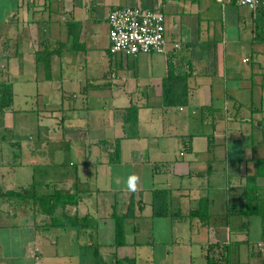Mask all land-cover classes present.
Returning a JSON list of instances; mask_svg holds the SVG:
<instances>
[{"label":"crops","instance_id":"crops-1","mask_svg":"<svg viewBox=\"0 0 264 264\" xmlns=\"http://www.w3.org/2000/svg\"><path fill=\"white\" fill-rule=\"evenodd\" d=\"M133 6L163 12L165 53H110L109 15ZM171 65L190 74L186 105L165 106ZM0 83L13 94L11 109L0 113V132L17 124L31 129L15 138L28 148L11 143L14 162L0 159V203H11L1 196L16 191L5 185L9 178L18 189L35 185L38 195H78L65 212L91 221L88 240L72 227L53 228L50 236L51 228H42L46 216L37 222L22 206L13 243L0 244V252L7 249L2 262L49 264L72 242L79 251L115 249L110 264L115 256L137 264H264V7L232 0H0ZM129 108L138 111L135 123L127 122ZM51 142L63 151H50ZM67 156L72 171L39 194L36 171L67 168ZM158 191L168 195V216L153 215ZM203 203L207 215L191 217ZM131 204L126 245L117 248L113 213L124 216ZM7 210L0 207V217Z\"/></svg>","mask_w":264,"mask_h":264},{"label":"trees","instance_id":"trees-1","mask_svg":"<svg viewBox=\"0 0 264 264\" xmlns=\"http://www.w3.org/2000/svg\"><path fill=\"white\" fill-rule=\"evenodd\" d=\"M190 74L179 73L173 65L170 66L169 75L164 84V103L166 107L182 106L188 103V86L187 80ZM13 104L12 87L9 84L0 83V113L11 109ZM137 109H127V122L135 123L137 121ZM117 157H119V148L117 150ZM8 202L14 200L29 201L34 200L35 216L38 218L41 215L46 216L42 228H67L72 227L84 234V231L89 228L90 220L88 217L77 218L68 216L65 209L69 205L78 204V195H63L61 193H54L49 195H38L36 186H31L30 189H20L16 191H9L2 196ZM153 215L155 217H165L169 215L168 195L164 191L154 193V201L152 204ZM207 204H202L199 211H193L191 217L198 214L202 216L207 215ZM132 204L129 212L124 216H118L116 212L113 217L116 222V247L121 248L126 245L125 222L127 219L133 218ZM40 218V217H39ZM38 226V225H37ZM39 227V226H38ZM83 239V238H82ZM90 264H110L102 257L99 247H96L94 260ZM111 264H137L135 259L126 257L120 259L115 256V262Z\"/></svg>","mask_w":264,"mask_h":264},{"label":"rangeland","instance_id":"rangeland-1","mask_svg":"<svg viewBox=\"0 0 264 264\" xmlns=\"http://www.w3.org/2000/svg\"><path fill=\"white\" fill-rule=\"evenodd\" d=\"M19 118L20 117L17 115V121H19ZM3 121H4V119H3ZM19 124L22 125V123L20 121H19ZM23 127H24L23 131H21L22 127L19 126V128H18V124H17V128H15L14 131L7 130L4 127L2 128L0 133H2L3 138L0 137V147L3 149V154H2V156H0V159L3 162H11V161L14 162L13 155L10 152L15 147V146L11 145L12 142H13V144H16L19 142L23 145V147L25 149L28 148V146L26 147V145H28L27 144L28 141H20V139L19 140L15 139L17 132L19 134H21V133L25 134L26 132H29V131L31 132V129H28L26 131L25 126H23ZM30 128H31V126H30ZM37 130H38V125H34V128L32 131L36 132ZM82 145H84V142L80 143L81 147H82ZM62 146H64V145L63 144H57L56 142L55 143L51 142V144L47 148L50 151H53L54 149L58 150V149L64 148ZM39 147L45 148L44 146H39ZM61 151H63V149ZM67 158H68V161L66 163L67 168L66 167L64 169H56L55 168L56 170H53V171L52 170L42 171V170L38 169L36 171V180L38 181L37 183L41 184L40 187H38L39 194H48L49 192H52V190H53L52 186H50V187L44 186L47 181H54L53 185H55L56 183H58L57 181L62 180V176L60 175V172L65 173L67 170L72 171V167L69 165L70 164V162H69L70 157L67 156ZM8 181H9V178L6 180V182H7L5 184L6 186L13 187L16 190H20L17 187H14V183H10ZM50 183H52V182H50ZM30 188L31 187H29L28 189H30ZM0 200L3 201V199H0ZM113 200H116V198H114V195H113ZM31 201L32 200H29L27 204L25 203L26 201L21 202L19 200H14V202H11L9 204L0 203L1 204L0 207L2 208V210L8 209L6 216L4 215L5 217L4 216L0 217V219H1L0 224L2 225V226H0V228H1L0 229V242H1L0 244H2V245H7L10 243L12 244L13 239H15L14 234L18 233V231L21 227L20 226L21 222L19 220L21 214H18L17 217H15V214L17 212V211H15L16 209L20 210V208L22 206L25 207V205H27L29 208H32V210H33L32 212H33L34 216L32 214L31 215V216H33L32 218H34V220L37 222L40 221L39 217L36 218V216H35L36 208H35L34 200L32 202ZM94 201H95V199L90 200V202H92V204L94 203ZM118 201H119L118 211L120 212L122 207H123L121 198H118ZM16 202L17 203L21 202V204H16ZM108 208H110V207H108ZM9 211L12 212V214H9ZM49 231H50V236H54L57 233V231L53 228H51V230H49ZM9 232L12 234L9 235ZM24 234L25 233H23V235ZM32 235L34 237V235L36 236V233L32 232ZM24 237L27 239L29 237V235L25 234ZM79 238L80 239L81 238H83V239L87 238V240H88L90 237L88 238L87 236L83 235V233H81L79 235ZM66 245H67L66 248H62V250L60 252V256H53L52 255V258H50L48 260L49 264H90L91 261L94 260L96 247H95V249H89V248L86 249L85 248V250L83 249V250L79 251V249H81V248H78V246L75 243L70 242V243H67ZM63 247H65V246L63 245ZM6 251H7V249H6ZM6 251H5L4 247L1 248L0 255L5 254ZM114 252H116L115 249L106 251V253H105V251H102L101 254L102 253L104 254V257L103 256L102 257L105 259V261L110 262L112 260L111 258L113 257L112 255L114 254ZM50 254H52V253H50ZM66 254H68V256ZM0 264H5V263L2 262L0 259Z\"/></svg>","mask_w":264,"mask_h":264},{"label":"built area","instance_id":"built-area-1","mask_svg":"<svg viewBox=\"0 0 264 264\" xmlns=\"http://www.w3.org/2000/svg\"><path fill=\"white\" fill-rule=\"evenodd\" d=\"M224 2L225 0H217ZM254 10L264 7V0H232ZM110 53L136 57L140 54L166 52V22L163 12L138 6L115 8L109 15ZM179 48V45H176Z\"/></svg>","mask_w":264,"mask_h":264}]
</instances>
